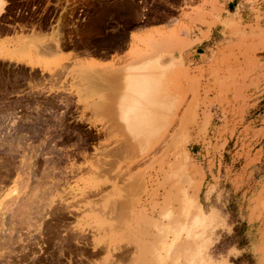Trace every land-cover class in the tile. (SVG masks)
Wrapping results in <instances>:
<instances>
[{"label":"rangeland","instance_id":"374dc122","mask_svg":"<svg viewBox=\"0 0 264 264\" xmlns=\"http://www.w3.org/2000/svg\"><path fill=\"white\" fill-rule=\"evenodd\" d=\"M228 1L0 0V264H264V0ZM131 34L109 91L45 52Z\"/></svg>","mask_w":264,"mask_h":264},{"label":"crops","instance_id":"0c3cea01","mask_svg":"<svg viewBox=\"0 0 264 264\" xmlns=\"http://www.w3.org/2000/svg\"><path fill=\"white\" fill-rule=\"evenodd\" d=\"M247 0H229L227 2V9L226 12L230 15L235 14L238 10H240L241 12V16L243 18H248L251 14H250V10L252 9L253 5L247 4L246 3ZM1 5H0V14L2 13L1 10ZM242 9V10H241ZM228 17L227 15L224 16V18ZM158 26H153L147 29H143L140 31L135 32V34L139 37H145L148 36L149 34H154L156 31L153 28H157ZM214 32V31H213ZM21 35H32L31 32L29 33H25V32H21L20 30H11V31H5L2 34H0V39L4 40V39H8V40H17ZM35 36H37L40 39H46L47 42H50V40L52 39V37L55 35V30H42V31H35L34 33ZM210 37V36H209ZM209 37L204 40L202 43H200L196 49L193 50L192 54V58H195L197 56H202L203 54L201 52H199L202 47H204L205 44H207L208 42H210L211 38L209 39ZM130 46L122 51V52H117V53H111V54H106V55H102V56H98V55H90V54H86L83 53L81 51H77V50H73V49H66V48H60L58 49L54 44H49L46 48H45V52L49 55H60L62 58H64L66 60L64 66L65 67H71L74 64H87V62H92L93 64H98V66L100 68V79L98 80L97 83H95L96 87L98 89H102L104 91H109L112 89V83H111V77L109 76L108 71H106V69H109L111 67L112 64H123L128 62L130 56H129V52L131 50V47L133 45V43L135 42V39L133 38L132 34L130 35ZM161 63L169 66V71L173 70V68L175 67V63L176 61L171 60L169 61H163V59H160ZM102 67V68H101ZM36 68L41 69V67L36 66ZM114 94H107V100H117L119 99L120 96L116 95L117 98H114ZM170 99L167 101V108L160 113L159 115V125L155 126L154 131L151 133L154 137L156 135H158L160 132H162L163 128H165L168 125V121H169V114H168V110L171 109V103H170ZM129 124H135L134 121V117H130L129 119ZM126 127V126H125ZM128 132V130H127ZM129 133V132H128ZM200 199V196H199ZM200 202V200H199Z\"/></svg>","mask_w":264,"mask_h":264},{"label":"bare ground","instance_id":"6f19581e","mask_svg":"<svg viewBox=\"0 0 264 264\" xmlns=\"http://www.w3.org/2000/svg\"><path fill=\"white\" fill-rule=\"evenodd\" d=\"M145 83L143 80L137 77H133L130 81L129 96H128V107L130 110L135 106L134 99L136 96L142 94L145 91ZM130 119V116L128 117Z\"/></svg>","mask_w":264,"mask_h":264},{"label":"flooded vegetation","instance_id":"af4514ba","mask_svg":"<svg viewBox=\"0 0 264 264\" xmlns=\"http://www.w3.org/2000/svg\"><path fill=\"white\" fill-rule=\"evenodd\" d=\"M66 259V258H65ZM77 259H80V257H77ZM66 260H68V259H66Z\"/></svg>","mask_w":264,"mask_h":264},{"label":"trees","instance_id":"16d2710c","mask_svg":"<svg viewBox=\"0 0 264 264\" xmlns=\"http://www.w3.org/2000/svg\"><path fill=\"white\" fill-rule=\"evenodd\" d=\"M242 246V245H241Z\"/></svg>","mask_w":264,"mask_h":264}]
</instances>
